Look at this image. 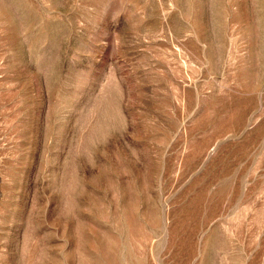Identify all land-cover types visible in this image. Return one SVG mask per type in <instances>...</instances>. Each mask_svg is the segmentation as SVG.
<instances>
[{"label":"rangeland","instance_id":"374dc122","mask_svg":"<svg viewBox=\"0 0 264 264\" xmlns=\"http://www.w3.org/2000/svg\"><path fill=\"white\" fill-rule=\"evenodd\" d=\"M0 264H264V0H0Z\"/></svg>","mask_w":264,"mask_h":264}]
</instances>
